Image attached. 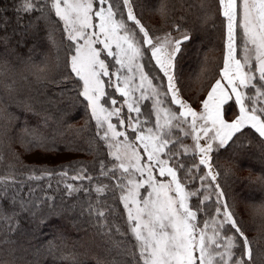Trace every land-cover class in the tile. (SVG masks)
<instances>
[{
	"label": "snow or ice",
	"instance_id": "1",
	"mask_svg": "<svg viewBox=\"0 0 264 264\" xmlns=\"http://www.w3.org/2000/svg\"><path fill=\"white\" fill-rule=\"evenodd\" d=\"M138 7L137 0H16L14 7L17 16L27 17L26 28L43 20L49 43L57 53L64 51L59 80L49 78L47 57L40 63L29 57L23 61L27 70L38 83L71 84L60 94L75 93L76 102L95 122L97 149L107 148L105 159L99 161L100 174L116 183L96 191L111 190L113 203L103 208L89 203L87 208L98 234L109 244L103 255L92 257L94 264H257L252 247L256 238H249L235 205L227 202L211 154L237 142L243 147L245 140L264 147V0H213L207 7L202 0L203 22L215 27L219 19L225 28V52L219 78L202 100L192 101L183 98L180 87V65L191 30L173 21V31L157 34L158 29L150 30L142 22ZM174 10L168 0H160L157 12L165 22ZM12 71L9 61L0 60V76ZM14 83L6 85L7 102L0 96V122L9 125L6 135L20 119L10 111ZM25 110L39 115L31 106ZM22 132L31 137V147L49 150L47 138L26 121ZM189 137L200 154L198 164L189 165L184 158ZM69 170L75 174L69 176ZM53 175L60 176L58 183L69 195L84 187L69 180L94 179L87 168L71 164L59 172L29 169L27 179ZM257 182L264 185V174ZM17 183L21 182L14 172L0 175V247L16 243L11 237L22 214L30 221L39 219L38 226L57 214L51 197L25 201L19 189L9 195L8 189ZM249 208L253 218L264 220V198ZM55 247L54 240L48 242L49 254ZM21 261L34 264L14 251L7 259L0 256V264ZM71 262L84 264L75 255Z\"/></svg>",
	"mask_w": 264,
	"mask_h": 264
},
{
	"label": "trees",
	"instance_id": "2",
	"mask_svg": "<svg viewBox=\"0 0 264 264\" xmlns=\"http://www.w3.org/2000/svg\"><path fill=\"white\" fill-rule=\"evenodd\" d=\"M159 2L160 0H137L139 7L136 11L150 30H159L157 34L173 31V21L191 30L192 40L180 65V87L183 89L184 99L202 100L219 78L225 51V28L221 26L219 19L216 20L215 27L211 21L203 22V13L199 7L202 0H168L169 8L175 10L171 12L167 22L157 12ZM203 2L206 7L213 4V0ZM15 4L16 0H0V40L3 41L0 45V53H3L0 60L9 61V66L13 69L12 72L0 76V96L7 102L9 92L6 85L15 81L10 111L20 118L10 126L11 131L7 135L5 133L8 132L9 125L7 122H0V155L3 156L0 161V175L14 172L21 182L8 189L9 195L15 194L16 189H19V196L25 201L31 199L39 202L51 197V202L57 206V214L46 224L39 226V219L30 221L26 213L22 214L19 218L20 227L11 237L16 243L0 247V256L7 259L9 253L14 251L16 257H23L34 264L37 261L38 264H72L71 257L75 255L84 264H94L92 257L103 255V249L109 244L106 237L98 234L94 227V217H89L87 208L89 203L102 208L105 204L113 203L111 190L102 193L96 191L97 187L116 183L115 179L100 174L99 161L105 159L107 149H97L94 121L89 119L90 113L85 110L84 105L76 102L75 93L64 91L63 95L60 94L61 90L71 88V84L57 87L46 81L38 83L27 70L23 61H27L29 57L36 63L47 57L46 70L49 78L59 80L64 74L61 66L64 51L61 48L57 53V49L49 43L43 20L35 28H26L27 17L23 14L16 15ZM181 16L184 17L183 20L180 19ZM173 34L178 35L175 32ZM55 36L59 41L60 32L56 31ZM16 102H20L19 107ZM27 106H31L39 115L26 111ZM194 107L198 109L199 105L194 104ZM45 117L48 118L46 125ZM25 121L30 129H36L47 138L48 151L29 145L31 137L22 132ZM36 152L45 155V162L29 160L30 154ZM211 156L214 170L221 173L217 182L224 190L227 202L235 205L234 210L244 222L249 238H256L252 247L257 264H264V220L259 216L253 218L249 208V205L260 203L264 198V185L257 182V177L264 174V147L258 141L249 144L245 140L243 147L237 142L231 148L213 152ZM184 158L189 165L193 161L198 162L194 154H187ZM107 160L112 159L107 157ZM70 164L87 168L88 174L94 177L91 182L69 180L68 182L77 186H84L72 195L67 193L63 183H58L61 179L59 175L51 178L44 176L40 180L27 179L29 169L46 168L59 172L63 166ZM229 169L231 171L225 175ZM74 174L69 170V176ZM212 199L215 200V197ZM194 202L195 198L190 201ZM119 207L123 210L122 205ZM115 239L119 240L120 237ZM53 240L56 247L49 254L48 242ZM62 256L69 259L63 260Z\"/></svg>",
	"mask_w": 264,
	"mask_h": 264
},
{
	"label": "rangeland",
	"instance_id": "3",
	"mask_svg": "<svg viewBox=\"0 0 264 264\" xmlns=\"http://www.w3.org/2000/svg\"><path fill=\"white\" fill-rule=\"evenodd\" d=\"M118 67V66H117ZM105 79H107V78H105ZM137 82H138V80H137ZM137 96L139 95V93H137L136 94ZM123 98H121V100H122ZM147 102V101H146ZM150 103V102H149ZM173 108H175V107H177V106H175V105H173L172 106ZM125 111H126V108H125ZM133 115H135V113H133ZM115 120H116V118L115 117H113V122H115ZM94 124H95V122H94ZM42 129H43V127H42ZM121 130H123V129H121ZM187 145H189V151H188V153L187 154H189V155H196L197 156V152H195L194 151V149H193V147H192V145H193V141H192V139L189 137V138H187L185 141H184ZM106 148V147H105ZM107 149V148H106ZM39 152H36V153H32V154H30V158H29V160H32V161H35V162H45V155L43 154V153H40V154H38ZM111 159H113L112 157H110ZM197 163H199V161L197 162ZM203 168H204V166H203ZM207 168H204V172H207ZM197 185L199 186V183H197ZM209 191H211V189H209ZM215 197V196H214Z\"/></svg>",
	"mask_w": 264,
	"mask_h": 264
},
{
	"label": "crops",
	"instance_id": "4",
	"mask_svg": "<svg viewBox=\"0 0 264 264\" xmlns=\"http://www.w3.org/2000/svg\"><path fill=\"white\" fill-rule=\"evenodd\" d=\"M225 52V51H224ZM197 159H198V161H199V159H200V154L197 152Z\"/></svg>",
	"mask_w": 264,
	"mask_h": 264
}]
</instances>
